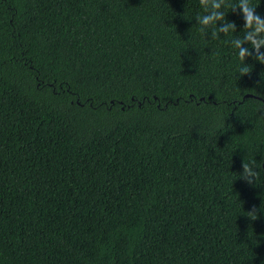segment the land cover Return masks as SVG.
I'll use <instances>...</instances> for the list:
<instances>
[{
	"label": "trees",
	"instance_id": "16d2710c",
	"mask_svg": "<svg viewBox=\"0 0 264 264\" xmlns=\"http://www.w3.org/2000/svg\"><path fill=\"white\" fill-rule=\"evenodd\" d=\"M199 11L0 0V264H264V64Z\"/></svg>",
	"mask_w": 264,
	"mask_h": 264
},
{
	"label": "clouds",
	"instance_id": "9594fccd",
	"mask_svg": "<svg viewBox=\"0 0 264 264\" xmlns=\"http://www.w3.org/2000/svg\"><path fill=\"white\" fill-rule=\"evenodd\" d=\"M253 0H199L200 11L195 14L199 32L206 34L212 40L224 38L225 42L235 51L240 62L239 71L248 73L246 59L264 64V14L256 11ZM243 18L242 30L237 32L234 19H227L230 10ZM242 171L239 173L249 185H257L258 174L262 170L261 164L255 158L243 159ZM256 209L248 212V216L255 219Z\"/></svg>",
	"mask_w": 264,
	"mask_h": 264
}]
</instances>
